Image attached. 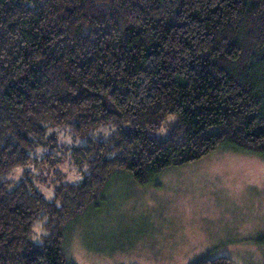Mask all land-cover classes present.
Here are the masks:
<instances>
[{
    "label": "trees",
    "instance_id": "obj_1",
    "mask_svg": "<svg viewBox=\"0 0 264 264\" xmlns=\"http://www.w3.org/2000/svg\"><path fill=\"white\" fill-rule=\"evenodd\" d=\"M219 150L264 158V0H0V264H67L64 225L115 174L146 186Z\"/></svg>",
    "mask_w": 264,
    "mask_h": 264
},
{
    "label": "rangeland",
    "instance_id": "obj_2",
    "mask_svg": "<svg viewBox=\"0 0 264 264\" xmlns=\"http://www.w3.org/2000/svg\"><path fill=\"white\" fill-rule=\"evenodd\" d=\"M108 131L102 127L90 135ZM57 133L63 145L83 143L67 128ZM58 166L67 182L78 178L68 160ZM26 170L50 200L51 171L32 163ZM22 171L16 168L5 178L18 181ZM41 225L34 222L32 242L39 243ZM62 234L67 264H194L217 257L264 264V158L219 150L165 169L146 186L117 173Z\"/></svg>",
    "mask_w": 264,
    "mask_h": 264
}]
</instances>
